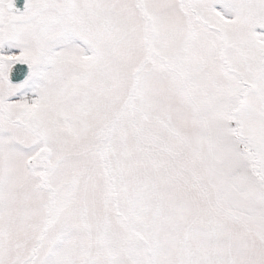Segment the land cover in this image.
<instances>
[{
    "label": "snow or ice",
    "instance_id": "obj_1",
    "mask_svg": "<svg viewBox=\"0 0 264 264\" xmlns=\"http://www.w3.org/2000/svg\"><path fill=\"white\" fill-rule=\"evenodd\" d=\"M0 264H264V0H0Z\"/></svg>",
    "mask_w": 264,
    "mask_h": 264
}]
</instances>
